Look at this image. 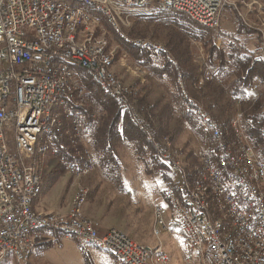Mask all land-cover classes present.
I'll return each mask as SVG.
<instances>
[{"label": "built area", "instance_id": "1", "mask_svg": "<svg viewBox=\"0 0 264 264\" xmlns=\"http://www.w3.org/2000/svg\"><path fill=\"white\" fill-rule=\"evenodd\" d=\"M117 1L119 0H100V6L106 8L110 18L111 14H116ZM32 3L33 0H0V256L4 250H12L23 260V252L28 247V243L43 239L44 233L30 235V221H38L79 229V238L74 241L83 245L85 251L89 250L86 239H94L121 251V260L124 264H149L146 244L131 239L124 231L114 227L99 233L97 224L85 215L84 206H80V197H86L88 188L85 186L81 185V192H75L68 202L70 208L68 217H60L59 212H38L29 205L30 190L38 179L35 171L34 149L37 145H34V131L39 128H51L48 141H56L52 119H42L45 102L49 101L53 94H66L68 98L69 86H76L81 89V97L87 100V108H89L86 91L77 82V74L62 70L59 61L54 60V53H64V57L77 58L88 68L91 80L109 84L119 98L126 96V90H130V85L134 86V83L123 80L115 61L112 71L104 70V60L111 59V51L115 49L110 47L107 35L97 27L96 17H87L88 26L82 29L81 38H74L77 14L81 13L56 7V15L48 16L50 4L45 3V10L41 14H32ZM132 3H137V0H132ZM227 4L228 0H150V5L146 6L165 5L173 8L191 5L192 13L186 14L187 16L204 17V24L217 30L223 9ZM252 4L258 5L256 15L259 21L256 28L259 32V45L254 49L253 54L264 55V9L258 0H250L246 5L251 8ZM40 16L49 17L50 31H43ZM145 20L128 16L129 26L132 22ZM34 25H41V34H34ZM89 30H98L100 47H106V56H98L99 47L88 45ZM138 41L142 44H150L147 39H138ZM153 45L157 44H150L152 48ZM138 68L140 67H136ZM213 74L214 68L205 65L196 87H199L204 80L212 79ZM252 90L256 91L257 86L253 85ZM198 108L203 111L202 106ZM88 111L90 119L85 121H77L66 112L67 116H71V122H76L78 125L81 140H84V130L96 118L94 109L89 108ZM203 113L217 134L216 150L219 157L226 159L228 170L233 176V183H236L238 192L246 199V206H242V209H235V206L229 203L230 211L236 214V224L232 227L242 228L239 240H245V247H238V243H235L233 245H237V252L223 251L218 239H213L211 226L203 214V201L199 198H190L189 194H186L184 187L186 178H182L179 169L180 150L170 149L168 146L172 157L169 166L172 167L170 175L179 179L180 192H183V200H176V196L171 198L177 219L186 221L184 229L194 232L195 244L203 243L207 248L208 264H264V204H261L264 164L257 158L249 140L246 147V164H238L237 160H233L232 152L235 149H229L226 141H221L217 123L211 114ZM241 116V112L237 110V130L240 131V139H247L240 125ZM9 127L13 128L16 155L11 153L5 140V130ZM86 151L89 156V166H81L80 171L67 169L69 174L82 176L92 172L95 161L87 146ZM198 160L205 162L204 183H199V187H203V190L218 188L220 198H225V193L217 181V174H212L207 164V154H201ZM249 164L259 165L258 190L250 189L247 180ZM226 202L229 201L226 199ZM153 211L154 227L163 226L168 233L178 234L183 247L186 239L182 238L181 229H167L161 209L155 207ZM246 222L262 225L261 238H251L250 232L245 230ZM229 230L231 229H228V234ZM199 232L208 233V242H199ZM157 253L164 257V251ZM165 259L168 260L166 257ZM181 261L182 264H192L185 258L183 250Z\"/></svg>", "mask_w": 264, "mask_h": 264}, {"label": "trees", "instance_id": "2", "mask_svg": "<svg viewBox=\"0 0 264 264\" xmlns=\"http://www.w3.org/2000/svg\"><path fill=\"white\" fill-rule=\"evenodd\" d=\"M260 1L264 9V0ZM223 13L228 17L224 21L221 17L217 30L195 23L186 14L171 9L145 17V21L133 22L123 34L110 27L114 39L131 55L137 67L147 71L142 81L133 79L134 89L130 88L123 98L104 94L84 70L78 69L88 106L96 111V118L83 134L96 165V170L86 178L89 187L86 202L94 201L105 183L111 190L113 187L115 191H127L121 177L125 156L145 174H157L161 178L164 188L159 191L160 197L171 206V198L179 191L168 172L167 165L172 157L165 139L170 140L172 147L185 151L184 162H188V167L193 165L190 168L196 166L201 154L213 155L211 133L197 114L201 105L224 134H229L230 122L240 108L242 127L257 158L264 164V56L255 57L247 37L240 38L243 34L248 36L252 30L242 27L235 8L226 5ZM99 14L94 16L100 20L104 16ZM128 37L147 38L152 42L161 39L174 59L150 44L131 43ZM191 40L203 45V66L194 56ZM257 42L259 45V34ZM115 57L114 54V61ZM205 65L214 68L213 78L196 87ZM253 85L257 86L256 91L252 90ZM89 108H85L88 113ZM66 141L65 138L60 144L56 143L57 168L63 166L61 160L73 159L74 150ZM54 173L42 190H49L59 175L56 170ZM44 233L49 238L39 243L35 251L64 236L59 231ZM82 251L89 260L88 251ZM1 264H11L10 259Z\"/></svg>", "mask_w": 264, "mask_h": 264}, {"label": "bare ground", "instance_id": "3", "mask_svg": "<svg viewBox=\"0 0 264 264\" xmlns=\"http://www.w3.org/2000/svg\"><path fill=\"white\" fill-rule=\"evenodd\" d=\"M45 3L50 4L48 9V16L56 15V7H59L62 10L76 11V13H81L77 14V26L74 27V38H81V35L78 32V26L82 25L83 29H85V26H88V18H95V16L87 11L84 7H92L99 11L104 16L106 21L118 31L122 28L129 27L128 16L143 19L145 17L152 16L157 12L169 9L184 14L192 13L191 5L171 8L165 5L146 6L150 5V0H137V3H132V0H119L117 1L118 9L116 11V14H111L110 18V15L107 12L106 8L100 6V0H33V3L31 5L32 14H41L45 10ZM48 16H40V24L43 25V31L51 30V23H49ZM188 17L195 23L212 29L210 25L204 24V17ZM41 25H34V34H41ZM97 27L101 28L103 34L105 33L104 27L101 25V22L98 19ZM129 41L135 44L139 43L138 39H130ZM87 43L89 46L99 47L98 56H106V47H100L98 30L88 31ZM150 44L157 43L150 41ZM162 46L163 44L153 45V47H155L156 49L165 51V48H162ZM254 56L261 57L262 55L254 54ZM54 60L59 61V67H61L62 70H68L71 73L77 74V82H79V85L82 86L84 91H86L77 72L79 71L78 69L84 70L85 74L91 80V75L88 74V68L85 66V64L80 63L77 58L64 57V53H54ZM113 61L114 60L112 54L111 59L104 60L105 71L113 70ZM91 81L95 85H97L104 94L110 97H119L114 93V90L111 89L109 84L98 80ZM129 91L130 90H126V95L129 93ZM85 108H87V100L81 97V89L79 87L69 86L68 98H66V94H53L52 96H50L49 101L45 102V108L42 111V119H52L53 135H55L56 141H48V137L51 136V128H39L37 131H34V145H37L34 149V156L36 154L42 155L48 151L54 153V151L56 150V143L60 144V142H62V140L66 138V140L68 141V147L71 146L73 148L72 150H74L72 160L65 161L61 160L62 158L60 159L63 164L65 163L66 170L70 169L71 171H80L81 166H89V156H87L84 140H81L79 127L78 125H76V122H71V116L72 118H76L77 121H85L90 119V113L86 112ZM66 112H68L71 116H67ZM203 112H207L205 108H203V111L197 108V114L200 120L205 125L204 127H206L210 131L214 144L212 151L213 155L207 154V164L209 165L212 174H217V181L221 186V190H223V192L225 193V198H220V191L218 188L203 190V187H199V183H204L203 172L205 171V162L195 159L197 161L196 166L194 168H190L191 166L193 167V165L188 167V162H184L183 153L185 151H180L179 169L181 171L182 178H186L184 180L186 194H189L190 198H199L201 201H203V214L207 220V223L211 226V234H213V239H218L219 244L223 248V251L237 252V245L233 244L238 243V247H245V240H239L242 235V228L232 227L236 224V214L230 211L229 203L235 206V209H242V206H246V199L242 197V193L238 192V186H236V183H233V176L228 170L226 159H224V157H219L218 150H216L217 134L213 131V126L208 121V119H206L205 113ZM229 131V134H224L218 127V135L221 137V141H226L227 147L229 149H235L232 152V159L237 160L238 164H246V147L248 138L240 139V131L237 130L236 126V115L230 122ZM166 140L167 139H165V141ZM170 144V140H167V146H169L170 149H176V147H172ZM62 145H64V143ZM165 158L161 159L165 160ZM37 164L38 163L35 158V171L38 179L35 180L33 189L30 190V206H32L33 200H35L41 192L42 178L40 176L41 173H39V171L37 170ZM193 164L195 165V162ZM167 166H170L169 162ZM168 172L172 174V167H169ZM172 179L175 181L176 187L179 191V194L176 195V200H183V192H180L179 179ZM247 180L250 184L251 190H258V187H260V171L258 164H249ZM75 192H81V185L77 186ZM262 192L263 194H261V204H264V183H262ZM88 193L89 190L87 189L86 197H80V206L85 205ZM226 199L229 202H226ZM156 207L158 209H161L158 206ZM59 215L60 217L70 216V208L68 207L64 213H59ZM161 215L163 222L166 223L164 212L162 209ZM176 223L179 226L178 229H181L182 238L186 239V243H184L185 247L195 255L199 264H208L207 248L204 246V244H195V241L193 240L194 232L188 231V229H184L186 228V221L177 219ZM159 227L164 228L163 226H155V235H159ZM167 229L177 230L176 228L168 225ZM228 229H231L229 230V234ZM44 230L59 231L71 240H78L79 238V229L77 228L63 227V225L54 223L30 221V235L42 234ZM245 230H247V232H250L251 238H261V224L246 222ZM38 241L39 239L36 241H30L28 243V247H26L23 252V260L19 255L13 253L12 250H4L3 252H1L0 262L7 255H11L17 263H21L27 260V258L31 256L33 250L38 244ZM199 242H208V233L199 232ZM86 244L109 250L114 255L117 264H124V261L121 260V251L116 250V248L110 246L109 244L105 242H98L94 239H86ZM146 247L147 262L149 264H168V260L165 259V257L167 258L166 254L164 253L163 257V255L157 253L163 252L161 245L152 247L151 245L146 244Z\"/></svg>", "mask_w": 264, "mask_h": 264}, {"label": "rangeland", "instance_id": "4", "mask_svg": "<svg viewBox=\"0 0 264 264\" xmlns=\"http://www.w3.org/2000/svg\"><path fill=\"white\" fill-rule=\"evenodd\" d=\"M248 2H250V0H228L227 5L233 6L235 8V11L240 15V21L242 23L241 25H243L242 27L252 30L249 31L248 36L243 34L240 36V38L244 39L247 37L246 40L251 49H255L258 46L257 40L259 34L258 30L256 29L259 25V21L257 19L258 17L256 15V9L258 5L252 4L251 8H249L246 5ZM258 3L261 4L262 2L258 0ZM84 8L93 15H95V13L97 12L98 14L100 13L92 7ZM226 17H228V15L225 16V14L223 13L222 20H226ZM97 19L99 20L98 17ZM99 21L104 27V35H107L108 40H110V47L115 49V51H111V54H115L116 56L115 64L119 68V73L122 75L123 80L126 82L130 81L134 83L133 79L140 78L141 81L145 79L147 71L143 68L136 69L137 65L135 64V61L132 59L131 55L120 45L118 41L114 39L113 34L110 31V27L112 26L106 21L104 17ZM132 24L133 22L131 23V25ZM127 28H122L118 31L112 27V29L120 32V34H123L124 30ZM82 29V25L78 26V32L80 35H82ZM130 39L135 40L147 38L128 37L127 40ZM158 40L159 41L154 40L153 42H156L160 45L163 44L161 39ZM190 43L194 48V56L197 62L199 63V65L202 64L201 66H203L205 61V51L202 43L192 40ZM163 46L165 47L164 44ZM117 51L118 53H116ZM166 51L167 56L171 59H174V55L169 52L167 48ZM199 80L200 78L197 80V82ZM133 87H135V85H130L131 89H134ZM202 107L205 108L204 106ZM205 110L208 112L206 108ZM237 110L241 109L238 108ZM240 125L242 126L241 121ZM5 140L11 153L16 155L13 128L9 127L5 130ZM176 149L183 152V150L179 148ZM35 158L38 163L37 170L39 171V173H41L40 176L42 178H40L41 192L35 201L38 210L54 209L49 212L64 213L68 208L67 204L74 195L77 186L82 185L87 187L89 190V187L86 185V178L96 170V165L92 172H90L88 175L75 176L67 172L65 163L62 164L63 166L57 168L58 160L54 156V153L51 151H48L42 155L36 154ZM55 170L58 171L59 175L53 181L49 190H42L43 187L46 186V184L48 185V179L53 174H55ZM121 172V177L127 190L126 192L115 191L113 187L111 190L110 185L105 183L103 184L101 192L97 194L94 201L86 202L84 205L85 215L97 224L99 233H103L111 227L121 229L131 239L137 242L149 244L152 247L161 245L162 250H164V253L167 254L166 256H168V264H182V250L184 251L185 258L189 259L192 264H199L195 255L190 250H188L184 246V244L182 247V240L178 234H169L162 227H159V235H155L154 233L153 209L156 206L160 207L163 210L166 224L168 226H172L177 230L179 228L178 224L176 225L175 223L177 221L175 208L172 205L170 206L169 204L165 203L162 197H160L159 191L164 188V184L161 178L157 174H145L139 168V166L131 160L130 157L125 156L123 158V166ZM45 231L56 232L51 230H44L43 233ZM48 238L49 237L46 235V233H44L43 239H39L38 244L47 240ZM86 246H88L89 248V260L85 257V254L82 251L83 245H79L76 241L71 240L66 236H62L60 239L53 242L46 248L40 249L38 251H35L34 249L31 256L21 263H17L11 255H7L0 262V264L7 258L10 259L11 264H89V261L90 264H117L114 255L109 250L98 248L97 246L90 244H86Z\"/></svg>", "mask_w": 264, "mask_h": 264}, {"label": "crops", "instance_id": "5", "mask_svg": "<svg viewBox=\"0 0 264 264\" xmlns=\"http://www.w3.org/2000/svg\"><path fill=\"white\" fill-rule=\"evenodd\" d=\"M254 49V48H253ZM263 56V55H262ZM37 199V198H36ZM36 199L35 200H33V202H32V206L36 209V210H38V208H37V204H35V201H36ZM64 202V201H63ZM63 202H62V205H63ZM61 205V206H62ZM52 210H54V209H47V210H38V211H52ZM185 246V245H184ZM164 251V250H163ZM167 255V254H166ZM168 257V256H167Z\"/></svg>", "mask_w": 264, "mask_h": 264}]
</instances>
